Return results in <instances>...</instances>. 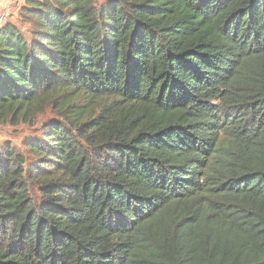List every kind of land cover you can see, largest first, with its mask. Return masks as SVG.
<instances>
[{
	"label": "trees",
	"instance_id": "16d2710c",
	"mask_svg": "<svg viewBox=\"0 0 264 264\" xmlns=\"http://www.w3.org/2000/svg\"><path fill=\"white\" fill-rule=\"evenodd\" d=\"M21 10L0 124L60 118L0 152V264H264V0Z\"/></svg>",
	"mask_w": 264,
	"mask_h": 264
},
{
	"label": "rangeland",
	"instance_id": "374dc122",
	"mask_svg": "<svg viewBox=\"0 0 264 264\" xmlns=\"http://www.w3.org/2000/svg\"><path fill=\"white\" fill-rule=\"evenodd\" d=\"M26 4V0L17 1L14 3L11 11L6 12L4 10L3 1H0V28L8 22H14L19 26L25 33L28 40H32L31 31L32 26L24 22L21 17V9ZM58 117L52 108H49L43 114H40L34 123L27 124L21 123L20 125L13 124H0V152L3 150L5 144L9 143L13 145L16 150L25 155L28 158L27 166L32 162H37V158L30 155L26 149L25 144L32 140H43V129L46 125L50 124L51 121L57 120ZM34 193L37 188H33ZM39 197V194L37 195Z\"/></svg>",
	"mask_w": 264,
	"mask_h": 264
},
{
	"label": "built area",
	"instance_id": "2783aa9c",
	"mask_svg": "<svg viewBox=\"0 0 264 264\" xmlns=\"http://www.w3.org/2000/svg\"><path fill=\"white\" fill-rule=\"evenodd\" d=\"M3 1V4H4V10L6 12H10L11 11V8L13 7L14 3L17 2V1H21V0H1Z\"/></svg>",
	"mask_w": 264,
	"mask_h": 264
},
{
	"label": "crops",
	"instance_id": "0c3cea01",
	"mask_svg": "<svg viewBox=\"0 0 264 264\" xmlns=\"http://www.w3.org/2000/svg\"><path fill=\"white\" fill-rule=\"evenodd\" d=\"M1 1V0H0Z\"/></svg>",
	"mask_w": 264,
	"mask_h": 264
}]
</instances>
